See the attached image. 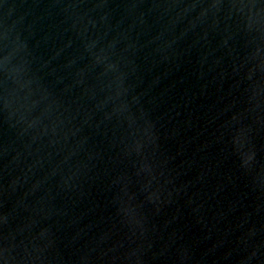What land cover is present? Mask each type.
Segmentation results:
<instances>
[{
    "label": "water",
    "instance_id": "1",
    "mask_svg": "<svg viewBox=\"0 0 264 264\" xmlns=\"http://www.w3.org/2000/svg\"><path fill=\"white\" fill-rule=\"evenodd\" d=\"M0 264H264V0H0Z\"/></svg>",
    "mask_w": 264,
    "mask_h": 264
}]
</instances>
